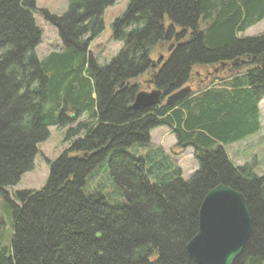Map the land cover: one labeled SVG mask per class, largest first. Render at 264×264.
<instances>
[{
  "label": "trees",
  "instance_id": "16d2710c",
  "mask_svg": "<svg viewBox=\"0 0 264 264\" xmlns=\"http://www.w3.org/2000/svg\"><path fill=\"white\" fill-rule=\"evenodd\" d=\"M111 3L70 0L63 14L41 10L64 47L40 59L35 1L0 0V192L10 199L8 189L33 168L51 126L68 127L70 142L48 160L43 188L15 192L0 264H197L186 245L198 232L204 197L220 184L244 194L253 221L234 264H264V175L235 165L226 150L262 127L264 33L239 35L264 19V0H131L112 22L123 47L99 64L87 48L103 32ZM166 45L169 59L154 76L165 93L198 78L196 66L214 76L177 104L133 108L152 55ZM83 114L87 120L73 125ZM159 126L171 128L180 148L194 149L199 169L189 180L171 154L149 144ZM133 144L150 149L140 157L120 150ZM109 155L114 185L126 197L116 208L102 192L85 191L87 175Z\"/></svg>",
  "mask_w": 264,
  "mask_h": 264
},
{
  "label": "rangeland",
  "instance_id": "374dc122",
  "mask_svg": "<svg viewBox=\"0 0 264 264\" xmlns=\"http://www.w3.org/2000/svg\"><path fill=\"white\" fill-rule=\"evenodd\" d=\"M37 10L34 12L36 24L41 28L43 35L42 41L36 49L37 55L40 59H44L50 52L63 49V42L59 35L58 29L47 22L41 10H47L53 14H63L69 9L70 0H34ZM131 0H113V3L104 7V22L105 28L101 35L97 37L87 48V52L99 64H105L115 57L123 43L117 41L112 35V22L120 17L128 8ZM169 21H167V24ZM264 33V19L241 32L239 37L246 38L257 36ZM169 45L164 46L152 55V63L155 64L153 68L140 78V89L148 88L152 83L158 69L169 59ZM161 60V61H160ZM208 67L196 66L193 71L199 72L201 75L207 73ZM210 69V68H208ZM212 70V69H210ZM227 74V72L220 73V76ZM190 84L198 89L208 85L207 82L200 84L196 74L192 75ZM136 79L132 81L135 82ZM151 81V82H150ZM261 109V130L251 135L245 140L226 145V150L231 161L235 165L251 164L257 170L259 175H264V98L260 101ZM74 117V114H71ZM82 120H87V115L75 119L73 125H77ZM68 127H60L53 125L50 127V136L45 141L39 144V152L34 159V166L31 170L25 172L21 177L19 183L8 189L10 199H7L4 193L0 192V221L4 222L3 228L0 229V234L3 237L2 245L7 246L11 241L12 236V202L18 204L15 198V192L18 190H39L43 188L49 177L50 166L48 160H56L70 145L69 141H65ZM150 142L152 145H161L166 152L172 155L182 170L183 179L189 180L194 173L199 169V162L195 157L194 149L192 147L180 148L177 146V138L172 134L171 130L166 126H159L152 129L150 132ZM150 149V145L133 144L120 149L130 153L132 156L140 157L145 155ZM110 155L104 159L97 167L91 171L86 177L85 191L97 192L104 194L106 204L112 208L122 205L126 201V197L122 195L118 186L114 185V180L110 171Z\"/></svg>",
  "mask_w": 264,
  "mask_h": 264
},
{
  "label": "water",
  "instance_id": "95a60500",
  "mask_svg": "<svg viewBox=\"0 0 264 264\" xmlns=\"http://www.w3.org/2000/svg\"><path fill=\"white\" fill-rule=\"evenodd\" d=\"M190 93L189 86L182 87L169 94L165 104H177ZM164 95L160 88L141 90L136 93L132 106L135 109L155 107L163 101ZM252 224L244 194L220 184L210 190L201 203L198 232L186 245L187 253L197 264H234L251 236Z\"/></svg>",
  "mask_w": 264,
  "mask_h": 264
},
{
  "label": "flooded vegetation",
  "instance_id": "af4514ba",
  "mask_svg": "<svg viewBox=\"0 0 264 264\" xmlns=\"http://www.w3.org/2000/svg\"><path fill=\"white\" fill-rule=\"evenodd\" d=\"M160 61H161V60H160ZM154 66H155V64L152 63V67H151V68H153ZM217 69H218V68H215V72H218ZM155 75H156V74H155ZM197 75H198V80H199L200 84H202L203 82H207L209 79H211V78L213 77V75H214V72H213L212 70H208L207 73L204 74V75H201L200 73L197 74ZM151 81H152V83H150V84L148 85V88H145V89H143V90L150 91V90H152V89L159 88V86L157 85V83H156V81H155L154 78L151 79ZM151 81H150V82H151ZM185 86H189V87L191 88V93H190V95H191V94L193 93L192 90H194V89H192V85H186V84H185ZM163 92H164V91H163ZM171 93H172V92H171ZM169 94H170V93H166V95H164V99H163L162 103H164V102L166 101V98H167V96H168ZM162 103H161V104H162Z\"/></svg>",
  "mask_w": 264,
  "mask_h": 264
},
{
  "label": "crops",
  "instance_id": "0c3cea01",
  "mask_svg": "<svg viewBox=\"0 0 264 264\" xmlns=\"http://www.w3.org/2000/svg\"><path fill=\"white\" fill-rule=\"evenodd\" d=\"M167 127V126H166ZM169 128V127H168ZM171 130V128H169ZM174 135V133H172ZM176 138V137H175Z\"/></svg>",
  "mask_w": 264,
  "mask_h": 264
}]
</instances>
